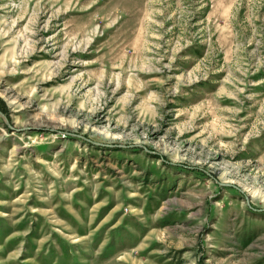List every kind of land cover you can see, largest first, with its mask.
<instances>
[{
  "label": "rangeland",
  "instance_id": "374dc122",
  "mask_svg": "<svg viewBox=\"0 0 264 264\" xmlns=\"http://www.w3.org/2000/svg\"><path fill=\"white\" fill-rule=\"evenodd\" d=\"M0 264H264V0H0Z\"/></svg>",
  "mask_w": 264,
  "mask_h": 264
}]
</instances>
